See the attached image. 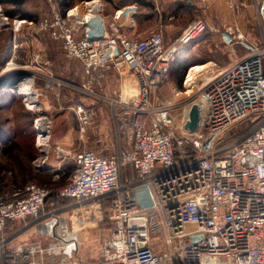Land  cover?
Wrapping results in <instances>:
<instances>
[{
    "label": "built area",
    "instance_id": "built-area-1",
    "mask_svg": "<svg viewBox=\"0 0 264 264\" xmlns=\"http://www.w3.org/2000/svg\"><path fill=\"white\" fill-rule=\"evenodd\" d=\"M42 1L47 11L38 18L10 15L0 2V33L11 34L0 96L13 92L33 111L37 170L52 153L60 163L72 160L74 169L55 191L31 181L11 197L0 194V264H38L31 258L44 252L41 241L12 242L21 227L11 233L7 227L55 215V205L46 207L50 196L74 199L66 208L77 212L93 202L106 222L101 256L88 264H264V0L255 4L258 41L239 28L222 32L225 42L247 51L206 83V111L200 105L198 128L186 133L174 129V97L160 102L158 92L181 48L209 27L206 19H193L167 42L163 24L136 34L137 4L107 13L104 0L65 7L62 0ZM45 34L80 61L79 80L54 72L40 46ZM24 82L35 99L20 92ZM51 97H68L59 107L73 112L82 141L95 128L91 146L53 142L54 117L45 108ZM104 103L109 108L96 126L97 104ZM251 116L247 130L228 136ZM159 226L163 245L152 239Z\"/></svg>",
    "mask_w": 264,
    "mask_h": 264
},
{
    "label": "rangeland",
    "instance_id": "rangeland-1",
    "mask_svg": "<svg viewBox=\"0 0 264 264\" xmlns=\"http://www.w3.org/2000/svg\"><path fill=\"white\" fill-rule=\"evenodd\" d=\"M79 1L81 0H62V5L64 7L70 6ZM134 1L135 0H104L105 11L107 13H111L116 8L122 7L124 5L137 4L133 3ZM152 1L155 5V0ZM185 1L186 0H183V2ZM193 3L194 5L191 7H180L181 12L185 14L186 18L188 19L187 24L193 19L202 17L207 20L209 27L196 38H194L191 42L183 46L172 63V67L177 63V61H183L187 64V69L183 76L182 85L178 86L176 78H174V76L170 72L166 80L160 86L158 92V98L160 102L174 97L176 105L172 108V115L174 116L173 125L174 129L179 133L187 132L188 127L186 123L188 121V117L186 116V108L194 102L199 103V101L203 97H205L204 94L206 83H208L221 70H223L231 62H233L235 59H237L247 51V49L241 46L242 44L240 43L233 44L225 42L222 36V32L228 28H230V30L239 28L246 33V37H248V34L246 32L247 30L256 35L257 39L261 36V28L257 19V9L255 5L256 0H236L237 7H235V9L230 7L228 0H207L205 2L198 3H195L193 1ZM2 4L4 9L12 7L11 4ZM23 7L26 11L34 13L37 17L41 16L47 11L46 5L42 0H26ZM139 8L142 12L137 14L138 24L135 31L136 34H138L139 30L147 33L145 32L147 31V29L157 24V22L159 21V16L149 7L148 8L152 10V12L150 13H145L146 9L148 8L145 9L144 6L142 7L139 5ZM176 9L178 10L179 7L177 6ZM173 11H175V9H170L168 10V13H171ZM216 25L217 27H214ZM1 39L2 38L0 35V42ZM40 46L46 48V50L48 51L47 55L52 61L51 67L56 74L67 77L69 76L75 79L80 78L79 75L82 72L81 63L77 59H70L65 57V55L62 54V51L60 52V45H58L57 42H52L49 38H43V42ZM8 56L9 54L7 55V57ZM62 62H64V64H62ZM196 63L207 64V67L203 70L198 71L195 81L191 86H189L186 83V80L190 68L192 66H195L194 64ZM41 83L42 82L40 81L39 84ZM176 92H178V94H176ZM41 99L44 103L47 102L46 97H41ZM51 99L49 104H47L45 108H47V111L50 112V114H52V116L54 117L52 136L53 142L58 139L62 143H66V145H74L76 147L91 146V141L94 134H92L90 138H87L81 143L78 138V135L80 134V126L75 115L70 109H62L59 107L60 102H62L63 104L67 103L68 97H62L61 100H58L57 97H51ZM203 109L204 110L202 111L205 112L206 101L204 102ZM33 115V111L25 106L19 95L13 92H8L0 96V126L2 128L14 132L22 129V127L24 126L29 128L28 122H30ZM251 120L252 116L234 124L229 130L228 136L232 137L243 130H247L252 125ZM95 122H99L98 117L95 118ZM90 130L92 129H89L88 131ZM19 135L22 140L21 144L25 145L24 147L22 145V149L20 150L12 148L10 149L9 147L11 146V144L9 143V140L6 142V146L3 140L0 139L1 193L4 191L13 190L15 187L17 188L16 173L20 171V165H25V167H27L28 165L30 166L32 173H34V177L30 178L33 182L49 186L50 188L57 187L58 184L67 182V180H69L67 179V176L71 174L74 169L72 160L62 162V170L64 172H61L58 178H54L50 174V172H45L44 174H42V176L45 177L41 179V177L38 176L40 171H38L33 166L32 160L28 162V157H30V155H37L35 137L33 133L29 131V129L27 136L21 137V133ZM33 141L35 146H33L32 144ZM5 147H8V149L6 150ZM51 157L54 158L55 154L52 153ZM50 199L55 200L53 196H50L48 200L49 205H55L57 203V200H55V204H51ZM62 204L63 203H61V205ZM55 207L58 206L55 205ZM151 215L153 217V222L151 224H155L157 214L156 212H152ZM193 229L194 227L190 226L188 230ZM104 232L106 233L107 229ZM194 236L195 233H192L188 236V239ZM152 239L155 244H164L165 233L161 226L158 227L157 231L152 233ZM175 245H177L176 242ZM55 255H57V258H55L57 262L62 261V259L67 256V254H64L60 251L56 252ZM39 259L41 260V262L43 261L40 264H55L54 258H49L48 254H46L44 258L40 257Z\"/></svg>",
    "mask_w": 264,
    "mask_h": 264
},
{
    "label": "crops",
    "instance_id": "crops-1",
    "mask_svg": "<svg viewBox=\"0 0 264 264\" xmlns=\"http://www.w3.org/2000/svg\"><path fill=\"white\" fill-rule=\"evenodd\" d=\"M182 2L183 0H155V7L152 10L155 11L159 16V21L155 26H151V27L153 28L159 24H163L165 27V39L167 42H170L176 36H178L187 24L188 19L186 18L185 14H183L180 10ZM190 3L192 6L194 5L192 1H190ZM177 6L179 7L178 10L176 9ZM144 8L146 9L148 7L144 6ZM150 9L149 8L146 9L145 13L152 12V10ZM170 9L172 10L175 9V11L168 13V10ZM140 12L142 11L140 10ZM151 27L147 29V31L145 32L148 33V30H150ZM246 32L248 34L247 38L251 42L258 41L259 38L257 39L256 35H254L251 31L247 30ZM138 33L140 35L147 34L144 33L142 30L141 31L139 30ZM43 38H48V37L44 36ZM57 43L58 45H60L59 42ZM60 49L62 51V54H64L61 46ZM10 52H11V39H10V49L8 54H10ZM28 54L30 56V53ZM76 80H79V78ZM86 101L92 102L93 99H87ZM104 104L101 106L97 104L99 122H96V126L102 123V118H101V116L103 115L102 113L106 112L107 109L109 108L106 104H105L106 106ZM104 127L105 126H103L102 124V128ZM19 132L21 133L22 131L18 130L14 132L2 128L0 126V139L3 140L5 145L7 144L6 142L8 140L9 143L12 144L14 142H17L19 139H21ZM92 134H95V128L88 131L86 138H90ZM78 136H80V134ZM93 137H92L91 145L93 144ZM78 138L81 142L82 140L80 139V137ZM57 142L62 143L58 139L55 141V143ZM32 144L34 145V141L32 142ZM62 144L66 145V143H62ZM54 158L51 157L49 159L48 165L45 169L38 170L40 171L38 176H40L41 179L45 177L42 176V174H44L45 172H50V174L54 178H58L61 172H64L62 170V163L60 164V162H58L57 159ZM69 176L70 174L67 176V179H69ZM33 177H34V173H32V176L30 178ZM31 181H32L31 179H27L26 183ZM67 182H62L61 184H58L57 187H54V189H57L65 185ZM20 190L22 189L15 187L13 190L5 191L4 193L0 192V194H7L11 197ZM48 200L46 202V206L49 208L51 205H49ZM59 201H62L63 204L61 206L56 207L58 211L53 216H50L44 220L38 221L31 225H25V221L23 220L15 221V223L11 225V228H13V225L14 226L18 225L19 226L18 228L20 227L21 228L19 233L13 238L12 242L36 241V240L41 241V243L45 248L44 252L42 253L35 252L31 258V260L34 263H38V264L43 262V261L41 262L39 258L40 257L44 258L46 254L49 255V258L51 257L52 259L54 258L55 264H72V263L88 264L89 262L100 258L102 237L105 235L104 231H106L107 224L105 221L98 220L99 216L96 211L95 203L90 202L86 207H83L80 212H77L76 209L73 207L66 208L67 205L72 204L74 199L64 198ZM13 231H16V229L9 232L11 233ZM53 247L57 248L56 252L59 251L63 252L64 254H67V256H65V258L62 259V261L57 262L55 259L57 258V255H55L56 253L54 252Z\"/></svg>",
    "mask_w": 264,
    "mask_h": 264
},
{
    "label": "trees",
    "instance_id": "trees-1",
    "mask_svg": "<svg viewBox=\"0 0 264 264\" xmlns=\"http://www.w3.org/2000/svg\"><path fill=\"white\" fill-rule=\"evenodd\" d=\"M0 2L1 3H5V4L7 3V4H11L12 5V7H9L7 9H5L6 12L8 14H10V15H20V16H24V17L38 18L34 13H31V12L26 11L24 9L23 6H24L26 0H0ZM133 3H137L140 6H147V7L151 8V9H153L155 7L154 2L152 0H150V1H147V0H135ZM68 5H70V4H68ZM187 6H190V7L192 6L189 0H187L185 2H182L181 7H184L185 8ZM45 36H47L52 42L53 41L54 42H58L55 39H52L51 37H49L48 34H46ZM10 37H11V34H10L9 31H3L1 33V38L2 39H1V42H0V64L4 63V61L8 58L7 55L9 53V49H10ZM60 52H61V50H60ZM62 64H64V62H62ZM171 69H170L169 73L170 72L172 73V75L174 76V78H176V81L178 82L177 83L178 86H181L182 85L183 76H184L185 71L187 69V64L184 63L183 61H177V63L173 67L171 65ZM65 77H67V76H65ZM68 78L75 79V78H72V77H69V76H68ZM33 117H34V115H33ZM33 117L31 118L30 122H28L29 123V128H27V127L24 126V127H22V129H20V131H22L21 132V136L22 137H25V136L28 135V129H29V131H31L33 133V135L35 137V131H34L33 127H32ZM21 141L22 140L19 139L17 142L12 143L9 148L10 149L11 148L12 149H17V150L22 149V145L23 144H21ZM24 146L25 145H23V147ZM33 146H35V145H33ZM5 149L7 150L8 147L5 148ZM37 155H38V150H37ZM36 156L30 155V157H28V162L30 160L33 161V159ZM19 169H20V171H18L16 173V183H17L16 186L19 189H24L25 185L27 184L26 183L27 179H30V177L32 176V171H31L29 165L27 167H25V165H23V166L20 165ZM27 173H28V176H27ZM52 190L55 191L56 189L52 188ZM4 192H2V193H4ZM61 203H63V202L58 201L55 205L56 206H61ZM13 223H15V221H9L8 222V227H7V232L8 233H9V231H12L14 229H17L19 227L18 225H15V226L13 225V228H11V225ZM9 227H10V229H9Z\"/></svg>",
    "mask_w": 264,
    "mask_h": 264
},
{
    "label": "bare ground",
    "instance_id": "bare-ground-1",
    "mask_svg": "<svg viewBox=\"0 0 264 264\" xmlns=\"http://www.w3.org/2000/svg\"><path fill=\"white\" fill-rule=\"evenodd\" d=\"M195 66H192L190 68L186 83L191 86L192 83L195 81L196 79V75L198 73V71L203 70L207 67V64H200V63H196L194 64ZM21 93H27L30 99H35L34 97H36V95H34V90L31 86V84L24 82V84H21V89L19 88ZM206 101V97H203L200 101L199 104L201 105L202 110H204V102Z\"/></svg>",
    "mask_w": 264,
    "mask_h": 264
},
{
    "label": "water",
    "instance_id": "water-1",
    "mask_svg": "<svg viewBox=\"0 0 264 264\" xmlns=\"http://www.w3.org/2000/svg\"><path fill=\"white\" fill-rule=\"evenodd\" d=\"M200 120V105L198 102H194L191 105L189 112V119L186 123L190 131H195L198 128Z\"/></svg>",
    "mask_w": 264,
    "mask_h": 264
}]
</instances>
